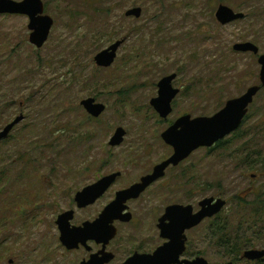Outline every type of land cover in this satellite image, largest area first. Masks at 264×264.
<instances>
[{"label": "rangeland", "instance_id": "rangeland-1", "mask_svg": "<svg viewBox=\"0 0 264 264\" xmlns=\"http://www.w3.org/2000/svg\"><path fill=\"white\" fill-rule=\"evenodd\" d=\"M41 1L54 21L41 49L28 43L26 17L0 16V132L24 117L0 142V264H78L55 226L77 192L113 173L122 177L112 193L138 182L172 154L160 136L178 118L211 117L260 85L256 58L232 47L249 42L264 54V0ZM219 5L244 19L220 25ZM132 8L142 10L139 19L124 16ZM119 39L125 42L113 65L96 67L93 58ZM172 74L179 94L160 119L149 103L158 82ZM87 98L106 108L96 120L79 105ZM117 128L125 137L110 147ZM222 142L169 168L136 203L154 229V214L167 206L196 211L203 199L225 200L205 223L210 264L225 257L213 248V225L232 234L238 250L264 249V90Z\"/></svg>", "mask_w": 264, "mask_h": 264}, {"label": "water", "instance_id": "water-1", "mask_svg": "<svg viewBox=\"0 0 264 264\" xmlns=\"http://www.w3.org/2000/svg\"><path fill=\"white\" fill-rule=\"evenodd\" d=\"M142 10L132 8L124 13L126 18L139 19ZM23 16L28 20L27 29L29 31L28 43L35 49H41L47 42L54 21L44 14V4L41 0H0V16ZM243 18L242 14H236L226 6L219 5L216 9L215 19L222 25H228ZM124 40H117L106 49L99 52L93 62L100 69H107L113 65L117 57V52L123 45ZM236 53L252 52L257 55L258 48L251 43L235 44L232 47ZM260 66L259 82L264 86V55L258 59ZM176 75L163 77L157 84V97L150 101V106L160 119H167L172 113V101L179 94V90L172 87V82ZM261 86H253L238 98L229 100L225 106L211 117H197L192 119L189 115L178 118L162 134L161 139L166 145L172 148L170 157L160 162L152 169L149 175L140 179L127 190L117 193L115 200L110 203L99 220L93 224L96 226L103 223H113L121 220V204L127 200L138 198L150 185L162 179L169 168L179 166L188 159L192 153L201 148L210 149L218 142L222 141L235 131H237L247 114L248 106L253 102L254 97L261 89ZM79 105L85 113L92 119H98L105 112L103 104L98 103L94 98H87L80 101ZM24 120L23 116L17 117L0 132V142L8 137L12 130ZM125 137V131L117 128L110 138V147L119 146ZM119 177V173H113L101 178L94 185L87 186L75 195V202L79 208H84L92 204ZM253 177V176H252ZM226 201L220 198H206L199 202V211L193 213L192 206L171 205L165 209L164 217L160 220L159 229L161 236L169 238L170 243L157 249L152 255H135L125 264H210L205 259L197 258L193 261L179 262L178 258L184 251L183 233L186 230L197 227L204 219H210L219 214L226 206ZM72 212L67 211L61 214L56 225L59 230V242L66 250L76 248L78 242H85L87 239H94L91 234V226L85 224L81 230L70 228ZM168 221V224H165ZM116 230L113 226L103 235V242H109L114 238ZM100 242V239H96ZM247 260L253 261L264 258V252L248 250L244 253ZM109 256L106 260H111ZM100 260L92 257L87 263L98 264ZM231 264V263H227Z\"/></svg>", "mask_w": 264, "mask_h": 264}, {"label": "flooded vegetation", "instance_id": "flooded-vegetation-1", "mask_svg": "<svg viewBox=\"0 0 264 264\" xmlns=\"http://www.w3.org/2000/svg\"><path fill=\"white\" fill-rule=\"evenodd\" d=\"M236 14H240V13H236ZM244 17L245 16L243 15V18L239 21H242L244 19ZM237 21H234V22H237ZM258 50H259V48H258ZM259 52L257 55H254L252 52H248L245 54H251L252 57H255L257 64H258L259 57L264 55V54H260ZM239 54H243V53H239ZM258 66H259V64H258ZM258 81H259V79H258ZM259 86H261V85H259ZM263 90H264V86H261V89L258 91L256 96L260 92H262ZM255 97H254V99H255ZM254 99H253V101H254ZM252 104H253V102L248 106V110H247V114L245 115V118L247 117L248 112H249V107ZM150 173H148L146 175H149ZM108 175H110V174H108ZM108 175H105V176H108ZM146 175H144V176H146ZM105 176H102V175L99 176V178H96L93 182H91L87 186L94 185L97 181H99L101 178H103ZM120 177H122L121 173H119V177L105 191V193L103 195H101L99 198H97L92 204H89L84 208H79L77 206V203L75 202V195L78 192L74 195L73 200H72V207L70 208V210H68V211L72 212V219L69 222L70 228L73 230H81L84 228L85 224H89V226H91V229H92L90 235H92L94 237V239H87L85 242H78L76 248L73 250H66L60 244L61 247L63 249H65L66 253L71 254L75 263H78V264L87 263L92 257H96L98 260H100V262L98 264H125L129 259H131L135 255L150 256L157 249H159L162 246H164L165 244H168L171 242V240L169 238H164L161 236V231L159 229L160 220L164 217L165 209L169 206H167L166 208L163 209L164 211L159 217L155 216V214H154L155 224H154V229H152L151 228V219L145 218L144 214H140V216H139L138 207L136 205V203H138L142 199L143 194L153 184H155L159 180L156 181L155 183H153L152 185H150L138 198L127 200L125 203L121 204V220H115V221H113V223H103L102 225H99V226L93 225L99 220L100 216L103 214L106 207L115 200L117 193L122 192L124 190H127L132 185L138 183L140 181V179L142 178L141 177L138 182H135L132 184L129 183L126 185H122L120 189L115 190V192L112 193V188L114 187V185L116 184L117 180ZM198 204H199V201L197 202V210L196 211L192 207L193 213H196L199 211L200 208H199ZM174 205H179V204H174ZM181 206H183V205H181ZM85 210H87V211H85ZM80 211H84L87 214H90L91 216H89L88 220H81L79 216L78 217L76 216V214ZM64 212H67V211H64ZM63 213H61V214H63ZM219 214H217L216 216H218ZM60 215H58V217ZM253 215L255 216L256 214L253 213ZM211 219L212 218L204 219L197 227L186 230L183 233L184 251L178 258L179 262L193 261L197 258L205 259V257H206V228H205V223H206V221H209ZM147 222H150V228L149 229L146 228ZM165 224H168V221H165ZM55 226L57 227L56 223H55ZM111 226H113L115 228L116 234H115L113 239H111L109 242L105 243V242H103V235L106 231L109 230V228ZM57 231H58V235H59L58 228H57ZM118 236L121 237L120 238L121 240H120V244H119L118 248H115V242L117 241ZM212 237L217 240V238H216L217 234L216 233H212ZM231 238L233 239L232 234H231ZM96 239H100V242H97ZM159 240L161 241V243L158 245ZM235 240L238 241V237H236ZM233 241H234V239H233ZM58 242H59V236H58ZM212 245H213L214 249H216V248L221 249L225 253L224 261L222 263H219V264H227V263H231V264H264V258L250 261L244 257V253L248 250H256L258 252H264V249H259L258 247H255V248L252 247L253 249L245 248L243 250H238L237 252H232V253H230V255H227L229 251L224 250L222 247L220 248L218 242L213 243ZM261 248H264V247H261ZM109 256H111L112 258H111V260L106 262V260ZM120 256H121V260H119Z\"/></svg>", "mask_w": 264, "mask_h": 264}, {"label": "trees", "instance_id": "trees-1", "mask_svg": "<svg viewBox=\"0 0 264 264\" xmlns=\"http://www.w3.org/2000/svg\"><path fill=\"white\" fill-rule=\"evenodd\" d=\"M119 40H121V39H119ZM88 119L91 121L90 117H88ZM222 143H223L222 141L218 142L215 145V147H219ZM208 151H210V149ZM252 176H251L252 178L255 177V175H252ZM212 233L217 234L216 238H217V241L219 243L220 248L222 247L224 250L229 251L227 255H230V253H232V252L238 251V249L236 247V242L233 241V239L229 237L226 230H224L223 228H220L218 225H216V226L213 225ZM230 236H231V234H230Z\"/></svg>", "mask_w": 264, "mask_h": 264}]
</instances>
